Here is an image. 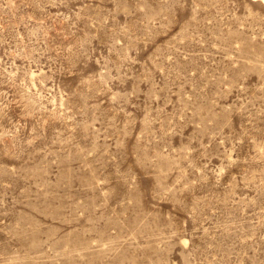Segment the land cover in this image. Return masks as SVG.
<instances>
[{"label":"rangeland","instance_id":"1","mask_svg":"<svg viewBox=\"0 0 264 264\" xmlns=\"http://www.w3.org/2000/svg\"><path fill=\"white\" fill-rule=\"evenodd\" d=\"M0 264H264V1L0 0Z\"/></svg>","mask_w":264,"mask_h":264},{"label":"bare ground","instance_id":"2","mask_svg":"<svg viewBox=\"0 0 264 264\" xmlns=\"http://www.w3.org/2000/svg\"><path fill=\"white\" fill-rule=\"evenodd\" d=\"M261 1H264V0H261Z\"/></svg>","mask_w":264,"mask_h":264}]
</instances>
